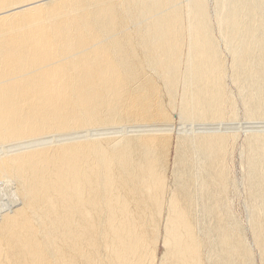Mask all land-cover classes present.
Masks as SVG:
<instances>
[{
    "label": "bare ground",
    "instance_id": "6f19581e",
    "mask_svg": "<svg viewBox=\"0 0 264 264\" xmlns=\"http://www.w3.org/2000/svg\"><path fill=\"white\" fill-rule=\"evenodd\" d=\"M0 264H264V0H0Z\"/></svg>",
    "mask_w": 264,
    "mask_h": 264
},
{
    "label": "rangeland",
    "instance_id": "374dc122",
    "mask_svg": "<svg viewBox=\"0 0 264 264\" xmlns=\"http://www.w3.org/2000/svg\"><path fill=\"white\" fill-rule=\"evenodd\" d=\"M241 119V117L238 119V122L236 124H233V125H230L229 127H235L238 126L235 128L237 129V131L240 133V135L238 134V145L241 143V140H242V137H243V132L244 130L247 128V126H250L249 124L247 125V123L245 121H241L239 122V120ZM175 123H178V118H176V122ZM174 123V124H175ZM246 123V124H245ZM242 124V125H241ZM245 124V125H244ZM235 125V126H234ZM246 126V127H245ZM252 126V125H251ZM250 126V127H251ZM242 129H241V128ZM177 129V126L175 127ZM239 128V129H238ZM249 128V127H248ZM247 128V129H248ZM254 128V127H253ZM257 129H260V128H257ZM173 131H174V127H173ZM237 157V158H236ZM231 162V161H230ZM241 162V159L239 157V154L237 153H234L233 156H232V162L231 164V167H230V172H229V175H230V178L231 180H233V177L235 175V178L237 180H239V178L241 177V168L239 166H241L239 163ZM238 163V164H237ZM241 193V192H240ZM230 197L232 200H230V203L228 204V209L230 211V214L233 218L234 221H236L238 224L241 225L242 228H247L246 226V212H245V207L243 206V199L241 198L242 196L238 197L233 194V192L230 193ZM240 199V200H239ZM162 251V246L159 244L158 247H157V254L160 255Z\"/></svg>",
    "mask_w": 264,
    "mask_h": 264
}]
</instances>
